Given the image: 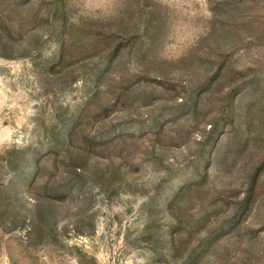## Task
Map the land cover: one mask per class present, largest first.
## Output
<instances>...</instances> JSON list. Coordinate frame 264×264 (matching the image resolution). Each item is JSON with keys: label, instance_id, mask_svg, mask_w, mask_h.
<instances>
[{"label": "rangeland", "instance_id": "obj_1", "mask_svg": "<svg viewBox=\"0 0 264 264\" xmlns=\"http://www.w3.org/2000/svg\"><path fill=\"white\" fill-rule=\"evenodd\" d=\"M0 264H264V0H0Z\"/></svg>", "mask_w": 264, "mask_h": 264}]
</instances>
